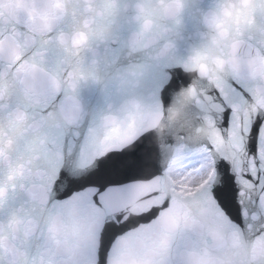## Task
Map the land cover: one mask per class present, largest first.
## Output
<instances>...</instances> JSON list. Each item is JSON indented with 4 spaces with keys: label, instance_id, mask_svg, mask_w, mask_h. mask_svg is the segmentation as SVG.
I'll use <instances>...</instances> for the list:
<instances>
[{
    "label": "water",
    "instance_id": "1",
    "mask_svg": "<svg viewBox=\"0 0 264 264\" xmlns=\"http://www.w3.org/2000/svg\"><path fill=\"white\" fill-rule=\"evenodd\" d=\"M245 13L251 25L247 30L241 21ZM260 29L264 0H0V55L7 56V39L14 35L20 54L37 62L28 81L31 102L42 104L47 89L57 81L65 105L77 111L82 106L86 133V139L77 142L81 133L74 129L68 137L71 155L61 158L64 137L56 132L60 121L49 125L33 118L31 108L13 104V111L24 119L18 122L19 133L4 134V163L7 150L19 143L13 160L27 166L31 159L38 165V153L26 146L32 140L76 176L94 171L112 149H131L141 141L148 152L149 164L143 171L125 185L106 190L98 202L93 199L97 188L85 185L61 205L63 219L72 226L59 233L55 255L45 253L46 261L97 264L104 225L127 221L130 231L117 234L108 245L105 264H136L133 254L142 247L139 237L144 231L137 225L146 223L148 209L165 194L178 201L165 179L168 163L213 138L212 114L205 110L210 82L247 68L248 34L258 36ZM247 75L250 81L255 79V73ZM169 80L174 83L165 102L161 90ZM24 125H30L26 132ZM228 143L225 151H231ZM73 147L78 149L74 153ZM209 159L212 162L211 155ZM211 173L210 182H218L213 162ZM23 198L21 194L13 200L10 194V209L20 207ZM183 203L195 221L183 231L198 243L177 264H189L193 250L210 264H234L229 222L218 221L211 200Z\"/></svg>",
    "mask_w": 264,
    "mask_h": 264
},
{
    "label": "snow or ice",
    "instance_id": "2",
    "mask_svg": "<svg viewBox=\"0 0 264 264\" xmlns=\"http://www.w3.org/2000/svg\"><path fill=\"white\" fill-rule=\"evenodd\" d=\"M246 17L247 13L241 16L245 30L251 27ZM255 19L253 11L252 23ZM258 31V36L248 34L247 68L210 82L205 110L212 114L209 123L213 138L204 143V151L196 154L197 159L182 168L179 183L165 178L172 184L171 191L178 201L165 194L148 209L146 223L137 225L144 231L139 237L142 247L133 254L136 264H177L178 258L198 243L183 231L195 222L183 201L195 205L209 200L218 209V221L229 222L234 264H264V29ZM238 33L243 35L242 30L238 29ZM252 40L256 44H251ZM18 48L13 35L7 39V56L0 55V264H50L45 253L55 255L59 233L72 226V222L63 219L61 205L85 185L97 188L93 199L98 202L109 188H119L138 176L149 164L148 152L141 141H136L131 149L110 150L98 160L94 171L76 176L66 163L58 162L32 140L26 146L38 153V165L31 159L27 166L22 160H13L12 151H20L19 143L7 150L5 164L4 134L19 133L18 122L24 119L13 111V104L31 108L33 118L38 116L49 125L54 120L60 121L56 132L64 137L61 158L71 155L68 137L74 129L81 133L75 138L77 142L86 139L82 106L79 111L75 106H66L65 97L57 90V81L47 89L42 104L31 102L28 81L34 76L37 62L26 60ZM249 72L255 73L254 80L248 79ZM173 83L174 80H169L161 90L165 102ZM29 127L24 125L25 132ZM225 141L231 151H225ZM77 150L72 148L73 153ZM208 155L212 156L218 182L204 183L195 178L204 172L203 158ZM159 175L163 177V173ZM155 192L160 195L159 188ZM10 194L13 200L23 195L20 207L10 209ZM140 219H145L143 214ZM127 223L104 225L97 264H105L108 245L117 234L128 230ZM189 264L210 262L193 250L189 252Z\"/></svg>",
    "mask_w": 264,
    "mask_h": 264
},
{
    "label": "rangeland",
    "instance_id": "3",
    "mask_svg": "<svg viewBox=\"0 0 264 264\" xmlns=\"http://www.w3.org/2000/svg\"><path fill=\"white\" fill-rule=\"evenodd\" d=\"M197 156H190L187 159L181 160L177 163V165L174 168V175H176L177 183H179V180L177 179L181 175V170L185 165H188L190 160L197 159ZM203 165H204V172L196 174L195 178L201 182H206L209 179V176H211L212 172V162L208 159V156L203 158ZM204 173H207L205 176Z\"/></svg>",
    "mask_w": 264,
    "mask_h": 264
},
{
    "label": "bare ground",
    "instance_id": "4",
    "mask_svg": "<svg viewBox=\"0 0 264 264\" xmlns=\"http://www.w3.org/2000/svg\"><path fill=\"white\" fill-rule=\"evenodd\" d=\"M204 151V148L203 147H199L196 149V151H193V150H188V151H185L186 152V156H183V155H180V154H177L174 158H172L170 160V162L168 163L167 165V168L165 169V175L168 176V178H170L173 182L177 183V180H176V175H174V168L175 166L177 165L178 162H180L181 160H184V159H187L188 157L190 156H197L196 154L197 153H200V152H203ZM208 159H209V155H208ZM210 160V159H209ZM211 161V160H210ZM210 179H208L206 182L204 183H210ZM172 186V184H171Z\"/></svg>",
    "mask_w": 264,
    "mask_h": 264
}]
</instances>
